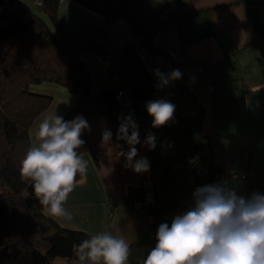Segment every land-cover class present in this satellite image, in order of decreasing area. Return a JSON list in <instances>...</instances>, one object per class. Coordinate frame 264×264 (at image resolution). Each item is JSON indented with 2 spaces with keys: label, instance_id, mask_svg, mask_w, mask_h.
I'll return each instance as SVG.
<instances>
[{
  "label": "crops",
  "instance_id": "1",
  "mask_svg": "<svg viewBox=\"0 0 264 264\" xmlns=\"http://www.w3.org/2000/svg\"><path fill=\"white\" fill-rule=\"evenodd\" d=\"M23 1L37 11L31 0ZM150 3L161 6L165 1ZM170 4L177 6L175 0ZM174 15L176 22L154 41L183 69L189 93L180 91L177 79L154 95L153 101L166 100L175 106L172 120L162 127H153L148 102L137 108L123 107L118 119L106 117L96 101L98 93L107 87L125 91L128 81L123 71L115 77L109 75L106 62L88 53L96 80L92 87L94 112L83 118L94 155H81L86 173L64 204L71 219L52 217L66 228L91 236L108 232L124 238L129 247L138 243L143 259L154 245L152 222L145 210L132 209L128 203L137 198L155 202L168 219L193 208L194 192L211 185V179L201 171H191L188 156L200 154L214 168L231 160L239 178L230 183L229 191L245 199L253 193L264 195V0H185ZM59 20L69 32L88 25L105 27L113 49L140 42L127 21L108 26L101 15L75 0H61ZM141 55L158 82L156 70L166 77L176 70L166 57L153 55L146 47ZM32 89L53 98L30 129L37 144L35 132L43 118L55 113L64 117L78 96L54 82L32 85ZM129 115L138 125L140 140L131 164L146 158L150 165L146 172L137 173L129 164V145L119 149L118 130ZM105 131L111 132L108 140ZM149 134L155 137L154 148L147 142ZM131 187H141L144 193H131ZM127 264L132 263L128 260Z\"/></svg>",
  "mask_w": 264,
  "mask_h": 264
},
{
  "label": "trees",
  "instance_id": "2",
  "mask_svg": "<svg viewBox=\"0 0 264 264\" xmlns=\"http://www.w3.org/2000/svg\"><path fill=\"white\" fill-rule=\"evenodd\" d=\"M75 1L101 15L108 26L127 21L140 42H127L113 49L105 27L88 25L75 32L67 31L59 20L61 0H42L40 9L50 18L54 28L25 1L0 0V264H56L57 259H64L65 264H79L77 246L91 237L45 215L34 195L32 182L20 175L22 160L28 150L36 146L30 129L53 99L33 91L32 85L54 82L78 96L63 117L64 121L93 113L92 87L96 80L87 59L88 53L93 52L106 62L109 75L115 77L121 71L125 73L132 107L137 108L142 102L153 101L157 92L166 89L142 58L141 49L146 47L151 54L171 61L182 73L180 91L189 93L183 69L154 41L156 35L176 22L174 11L185 0H175L176 7L170 0H164L161 6L152 5L150 0ZM118 91L107 87L96 97L109 119L120 118L123 109L115 97ZM80 138L84 143L77 150L78 154L90 152L94 155L84 130ZM127 146L121 139L119 149ZM81 177L78 174L76 181ZM130 192L139 196L144 193L141 187H131ZM153 214L155 248L159 226L167 223L170 227L173 219L166 218L158 209ZM129 250V262L140 264V245L134 243Z\"/></svg>",
  "mask_w": 264,
  "mask_h": 264
},
{
  "label": "clouds",
  "instance_id": "3",
  "mask_svg": "<svg viewBox=\"0 0 264 264\" xmlns=\"http://www.w3.org/2000/svg\"><path fill=\"white\" fill-rule=\"evenodd\" d=\"M161 85L180 79L182 73L173 70L165 76L156 70ZM148 114L153 127H162L172 120L175 106L166 100L149 101ZM87 121L77 116L64 121L55 114L46 115L35 132L38 146L31 147L21 162L20 175L32 182L33 192L45 215L71 219L64 204L76 187L77 175L84 176L87 164L78 154L84 141L82 130ZM131 129V135H129ZM111 138L105 131L104 139ZM117 139L129 145L127 160L137 173L149 170L146 158L131 164L137 156L135 145L140 143L138 125L131 115L121 123ZM155 137L148 143L155 147ZM195 205L176 216L171 226L161 224L157 244L144 264H264V195L253 193L248 199L219 185L198 188ZM79 264H127L129 244L122 237L108 232L91 236L77 246Z\"/></svg>",
  "mask_w": 264,
  "mask_h": 264
},
{
  "label": "built area",
  "instance_id": "4",
  "mask_svg": "<svg viewBox=\"0 0 264 264\" xmlns=\"http://www.w3.org/2000/svg\"><path fill=\"white\" fill-rule=\"evenodd\" d=\"M31 2L36 8H41L43 5L42 0H31ZM115 97L117 103L122 107L133 105V99L128 89L125 91H118ZM36 146H38V143ZM186 163L191 171H201L208 176L211 179V185H219L228 191L230 183L239 178V175L234 171L231 160H228L220 167L214 168L211 166L210 162L200 154H193L186 158ZM128 206L136 210H145L151 222H154L155 217L153 211L157 209L155 202H151L147 199H134L128 203Z\"/></svg>",
  "mask_w": 264,
  "mask_h": 264
},
{
  "label": "rangeland",
  "instance_id": "5",
  "mask_svg": "<svg viewBox=\"0 0 264 264\" xmlns=\"http://www.w3.org/2000/svg\"><path fill=\"white\" fill-rule=\"evenodd\" d=\"M37 9V11L35 10V12H37L39 15H41L46 21H47V23L52 27V28H54V26H53V23L51 22V20H50V18L47 16V14L44 12V11H42L40 8H36ZM143 259V258H142ZM146 260V257H144V259L142 260V263L141 264H144V261ZM55 263L56 264H65L66 262H65V260L64 259H57L56 261H55Z\"/></svg>",
  "mask_w": 264,
  "mask_h": 264
},
{
  "label": "bare ground",
  "instance_id": "6",
  "mask_svg": "<svg viewBox=\"0 0 264 264\" xmlns=\"http://www.w3.org/2000/svg\"><path fill=\"white\" fill-rule=\"evenodd\" d=\"M208 177V176H207Z\"/></svg>",
  "mask_w": 264,
  "mask_h": 264
}]
</instances>
